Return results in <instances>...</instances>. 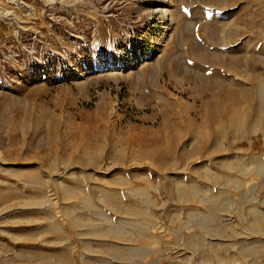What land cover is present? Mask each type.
Wrapping results in <instances>:
<instances>
[{"label":"rangeland","instance_id":"374dc122","mask_svg":"<svg viewBox=\"0 0 264 264\" xmlns=\"http://www.w3.org/2000/svg\"><path fill=\"white\" fill-rule=\"evenodd\" d=\"M161 2L0 0V264H264V0Z\"/></svg>","mask_w":264,"mask_h":264},{"label":"bare ground","instance_id":"6f19581e","mask_svg":"<svg viewBox=\"0 0 264 264\" xmlns=\"http://www.w3.org/2000/svg\"><path fill=\"white\" fill-rule=\"evenodd\" d=\"M170 1H172V0H162V2H161V4L162 5H164V7H166L167 8V6L170 4ZM168 4V5H167ZM159 9V8H158ZM166 11H167V9H166ZM168 21V20H167ZM233 121H235V120H233ZM232 124V123H231ZM263 217H264V213L263 214H261ZM256 227H255V230L252 232L253 234H259V233H262V234H264V222L262 223V221H263V219H262V221H261V218H256ZM257 236V235H256ZM218 261H219V263H221V262H223V260L222 259H218ZM233 263L235 262L236 263V261H232Z\"/></svg>","mask_w":264,"mask_h":264}]
</instances>
